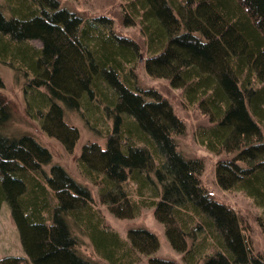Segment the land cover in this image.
<instances>
[{
  "label": "trees",
  "instance_id": "1",
  "mask_svg": "<svg viewBox=\"0 0 264 264\" xmlns=\"http://www.w3.org/2000/svg\"><path fill=\"white\" fill-rule=\"evenodd\" d=\"M118 6L120 23L136 26L143 46L116 30L110 13L61 0H0V67L20 78L24 116L63 147L78 139L68 113L95 133L107 121L105 145L81 146L80 173L117 219L150 209L178 260L156 255L158 239L146 227H129L122 238L104 223L88 182L50 163L33 133L15 129L19 104L0 75V205L9 204L27 255L0 256V264H264L238 210L205 185L202 159L178 147L183 120L132 68L145 49L147 73L206 117L196 133L217 157L215 185L251 200L264 218V0ZM75 228L95 252L81 247Z\"/></svg>",
  "mask_w": 264,
  "mask_h": 264
},
{
  "label": "rangeland",
  "instance_id": "2",
  "mask_svg": "<svg viewBox=\"0 0 264 264\" xmlns=\"http://www.w3.org/2000/svg\"><path fill=\"white\" fill-rule=\"evenodd\" d=\"M61 2L73 9H78L87 14H91L92 12L110 13V16L115 18L116 30H120L123 34H129L132 37L134 36L142 46L144 45L142 36L138 32L136 26L128 27L120 23L121 15L118 0H61ZM32 44L38 45L39 42L32 41ZM140 57L139 61L135 62L132 66L134 74L138 77V82L145 87L152 86L161 96L165 97L172 105L175 113H177L184 122V131L175 136L178 147L186 156L199 157L202 159L204 165L203 181L205 185L210 191L214 192L216 199L220 198L227 200L238 210L241 222H243L249 230L248 236L253 242V250L264 256V218L261 217L260 211L253 206L251 200L244 197L239 192L223 190L215 185L214 164L217 157L205 150L200 144L196 133V128L199 125H206V117L203 116L192 104L190 105L185 100L180 89L170 86L166 79L154 78L147 73L144 68V60L146 58L145 49L141 50ZM0 75L5 83V92L10 98L14 99L19 104V117H21V121L14 124L15 129H19V131L22 132L33 133L52 153V160L50 163L61 165L73 178L81 183L88 182V179L80 173L78 168L77 158L80 154V148L85 142L92 140L105 145L106 140L103 137L105 130L102 128L105 127L104 125L108 126L107 121L103 126H99L96 123L95 126L100 129V133H95L91 132L89 126L85 125L86 123L80 118V116L68 113L69 122L78 129V139L73 146H70L67 149L63 147L60 140L54 136L47 135L38 120L24 116L23 85L19 82L20 78L15 77V74L6 67H0ZM22 117L24 119H22ZM88 184L89 188H92V196L95 198L93 199L94 202H96L98 208L100 207L99 212L102 214L101 217H106L104 223H106L109 228L117 231L120 237L124 238L129 227L144 226L153 232L158 239L156 255L176 261L178 260L179 255L171 249L169 242L164 235L161 224L152 217L150 209L141 210L139 215L133 218L117 219L115 216L107 213V210H105L106 208L99 204L96 187L89 182ZM90 184L92 186H90ZM75 229H77L75 230L76 234L80 237L79 240L81 247L86 250L87 254H92L91 249L95 252L91 244V237L89 235L88 237L87 235H84L80 228ZM3 255H22L27 257L20 241L18 228L12 219L10 206L5 200H3L0 205V256ZM104 261L107 262L106 260ZM142 261L145 260L142 259Z\"/></svg>",
  "mask_w": 264,
  "mask_h": 264
}]
</instances>
